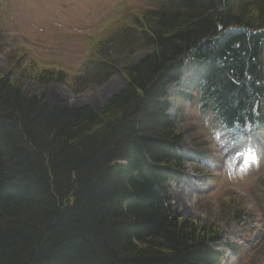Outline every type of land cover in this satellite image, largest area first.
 Returning <instances> with one entry per match:
<instances>
[{
	"label": "trees",
	"instance_id": "1",
	"mask_svg": "<svg viewBox=\"0 0 264 264\" xmlns=\"http://www.w3.org/2000/svg\"><path fill=\"white\" fill-rule=\"evenodd\" d=\"M150 1L106 40V53L123 51L121 69L99 59L72 80L94 87L123 73L126 86L98 114L58 108L0 75V264L222 263L210 246L218 230L171 203L184 137L164 99L187 63H201L196 92L220 128H262L264 0ZM140 48L149 54L135 61ZM26 77L69 85L64 71Z\"/></svg>",
	"mask_w": 264,
	"mask_h": 264
},
{
	"label": "rangeland",
	"instance_id": "2",
	"mask_svg": "<svg viewBox=\"0 0 264 264\" xmlns=\"http://www.w3.org/2000/svg\"><path fill=\"white\" fill-rule=\"evenodd\" d=\"M155 3L0 0V75L10 73L13 81L23 80L28 94L45 93L46 101L58 108L89 107L98 114L125 87L123 73L94 87L74 86L73 78L87 62L100 58L121 69L123 51L114 48L106 53V39L137 24ZM148 52L140 48L134 60ZM199 65L187 66L189 73L182 82L181 91L195 97L192 103H185L173 86L165 99L168 114L184 137L183 176L169 180L166 187L184 218L215 227L221 234L222 241L211 246L224 255L221 264H264V127L240 138L218 130L217 120L199 108L193 94ZM27 69L64 71L69 85L50 83L41 88L34 78H21Z\"/></svg>",
	"mask_w": 264,
	"mask_h": 264
},
{
	"label": "bare ground",
	"instance_id": "3",
	"mask_svg": "<svg viewBox=\"0 0 264 264\" xmlns=\"http://www.w3.org/2000/svg\"><path fill=\"white\" fill-rule=\"evenodd\" d=\"M185 71H186V68H184V70H183V73L185 74ZM167 97H165V99H166ZM185 98H187V96H185ZM164 99V100H165ZM83 108V107H82ZM74 110V109H79V108H71V110ZM168 113H169V110H168ZM171 120V119H170ZM171 122H172V120H171ZM173 123V122H172ZM174 124V123H173ZM176 127V126H175ZM219 236H221V234L219 235ZM221 255L224 257V255L221 253Z\"/></svg>",
	"mask_w": 264,
	"mask_h": 264
}]
</instances>
